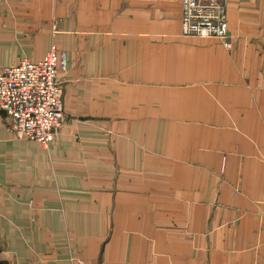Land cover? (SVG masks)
Wrapping results in <instances>:
<instances>
[{
    "label": "crops",
    "instance_id": "1",
    "mask_svg": "<svg viewBox=\"0 0 264 264\" xmlns=\"http://www.w3.org/2000/svg\"><path fill=\"white\" fill-rule=\"evenodd\" d=\"M235 4L231 56L181 0H0V67L66 59L47 145L0 111V264H264V0Z\"/></svg>",
    "mask_w": 264,
    "mask_h": 264
},
{
    "label": "built area",
    "instance_id": "2",
    "mask_svg": "<svg viewBox=\"0 0 264 264\" xmlns=\"http://www.w3.org/2000/svg\"><path fill=\"white\" fill-rule=\"evenodd\" d=\"M183 34L224 38L228 34L226 10L218 0H181ZM57 26L53 24L52 34ZM65 54L55 40L44 57H22L0 67V111L12 121L20 137L47 145L64 121V90L60 68Z\"/></svg>",
    "mask_w": 264,
    "mask_h": 264
},
{
    "label": "rangeland",
    "instance_id": "3",
    "mask_svg": "<svg viewBox=\"0 0 264 264\" xmlns=\"http://www.w3.org/2000/svg\"><path fill=\"white\" fill-rule=\"evenodd\" d=\"M135 1L136 0H132V6H131V8H133V9H137V7L135 6ZM218 1H221L222 2V4H223V6H224V8H225V10H226V15H227V18H228V10H229V8H230V6H232V5H234V6H236V0H218ZM167 10H168V12H167ZM120 14V16H122L123 14L122 13H119ZM127 16H128V22L132 25V27L133 26H135L136 24H137V22L139 21V20H143L144 19V17H145V14H143V13H139L138 11H132V12H129L128 14H127ZM151 19L152 20H155L156 18H155V14L153 13V15L151 16ZM158 19H163L164 20V24H166V25H168V29L166 28V29H164V32L166 33V32H169L170 31V29H169V27L171 26V20H172V9L171 8H169V6H167L166 4H165V7H164V13H163V16H162V18H160L159 16H158ZM179 21H180V19H179ZM179 27H180V30H179V36L180 37H185V36H198V37H214V36H199L198 34H195V33H189V34H183L182 33V31H181V26H180V23H179ZM139 29H133L132 31H138ZM233 30V29H232ZM232 30H230V32L229 33H231V37H230V39L232 40V38L234 39V37L236 36V31H232ZM146 31H148V30H146ZM151 31H154V30H151ZM133 34H134V32H133ZM228 37V36H227ZM226 36L224 37V38H218V37H214V38H216V39H218L222 44H223V53H225V52H229V54L231 55V56H233V52L234 51H229L230 49H232V48H234L233 46H232V42L229 40V38H227ZM233 58V57H232ZM261 73H263L264 74V70H261ZM255 75H256V77H257V72L255 73ZM252 77H253V74H252V72H250L248 75H247V80L248 81H250V79H252ZM153 80L155 79V78H152ZM148 91L150 92L151 91V88L148 86ZM199 95H201V94H198V96ZM234 190L236 191V193H238V192H240L239 191V189H236V188H234Z\"/></svg>",
    "mask_w": 264,
    "mask_h": 264
}]
</instances>
